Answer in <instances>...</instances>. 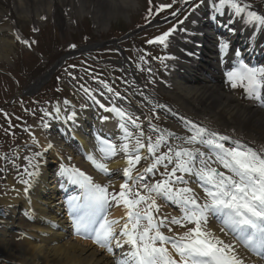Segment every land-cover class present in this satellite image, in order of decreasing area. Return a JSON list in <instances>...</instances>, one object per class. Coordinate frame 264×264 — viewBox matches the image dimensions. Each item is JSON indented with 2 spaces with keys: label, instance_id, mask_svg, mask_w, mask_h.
Listing matches in <instances>:
<instances>
[{
  "label": "snow or ice",
  "instance_id": "6c2138e0",
  "mask_svg": "<svg viewBox=\"0 0 264 264\" xmlns=\"http://www.w3.org/2000/svg\"><path fill=\"white\" fill-rule=\"evenodd\" d=\"M181 3L182 6L188 5L191 15L205 4V0H181ZM171 7L172 4L161 3L157 13ZM208 8L210 13L216 14L213 18L228 14L222 26L230 36L237 31L232 27L236 21L242 23L243 29H252L248 37L250 41L257 32H264V14L252 10L253 6L246 0H208ZM181 10L177 9L171 15L175 17ZM151 11L150 8V14ZM187 19L185 16L184 20ZM176 30L173 26L148 43H159L167 48L169 37ZM16 38L26 45L29 43L20 35ZM216 46L223 60L229 54L231 40L221 37ZM234 57L235 66L226 73L231 88H243L248 98L264 106V66H250L240 58V50H234ZM159 59L163 62L165 58ZM104 87L110 93L114 91L107 84ZM83 90L91 97L89 89ZM114 94L119 96L118 92ZM91 98L104 111L115 115L122 136L119 143L97 136L96 150L101 158L86 154L92 166L109 177L106 184L94 182L79 168L60 165V175L67 176L69 182L81 190V195L70 196L67 201L77 234L91 238L114 256L116 249L127 245L128 250L120 253L116 264H246L235 243L226 241L209 227V221L215 220L221 225V233H231L234 240L264 259V147L253 148L239 140L232 141L227 135L191 121L187 127L190 134L183 136L159 129L149 122L148 128L157 134L153 140L142 127L139 117ZM85 107L81 105V110ZM43 113L45 117L61 119L58 106L54 109L55 115L46 110ZM77 119L78 113L72 110L64 117V122L76 124ZM101 119L106 121L109 117ZM49 126L44 123L45 128ZM30 135L32 144L41 148L35 135ZM228 141H232L230 145L225 143ZM52 148L53 144L49 142L41 151L24 157L28 161L24 168L28 179L20 182L27 185L25 193L33 182L38 183L41 175L39 161ZM164 148L167 150L162 151ZM121 153L125 166L110 169L106 161ZM142 160L147 164L138 170ZM117 174L123 176L118 189L112 179ZM157 174L159 179H155ZM197 189L202 190L203 196ZM169 205L175 206L179 215L165 212ZM115 207L124 209V216L120 219L109 218L110 210ZM121 220H124L123 224ZM117 225H120L118 231Z\"/></svg>",
  "mask_w": 264,
  "mask_h": 264
},
{
  "label": "bare ground",
  "instance_id": "6f19581e",
  "mask_svg": "<svg viewBox=\"0 0 264 264\" xmlns=\"http://www.w3.org/2000/svg\"><path fill=\"white\" fill-rule=\"evenodd\" d=\"M136 3V0H0V60L10 53V47L17 39L16 36L22 37V33L19 31L20 25H31L34 30L44 22L46 17L51 16L66 27L75 24L73 17L82 18L84 16L88 17L96 28L100 27L102 30H106L112 20L119 17L127 18V13L134 11L137 7ZM204 16H191L170 36L168 46L175 47L179 53L178 56L167 59V62L170 63L167 78L172 91H166V86L159 90L171 97L174 103L172 108L176 111V118L182 127L180 129L188 127V121H192L222 135H227L232 138V141L239 140L253 148L264 147V106H261V102L250 98L246 103L241 102L228 88L229 81L226 77V73L231 71V67L235 64L234 50L236 49L241 51L240 58H247V61L262 59L261 62L258 61L254 64L255 67L264 66V32H257L250 41L248 37L245 39L244 34L249 36L252 29H243L242 23L239 25L236 21L232 25L237 29L234 36H230L227 31L219 34V38L226 37L231 40L229 54L222 60L216 40H214L215 34L211 35L207 32L208 30L203 32L205 26L210 23L209 19ZM219 18L226 21L228 14ZM132 20H136V18L130 21L132 22ZM224 21L218 25L221 26ZM182 29H187V31H182ZM61 36L64 38L66 34ZM124 63L122 62V64ZM128 73H133L132 67L129 68ZM44 76L45 74L35 83L34 87L45 78ZM71 105L73 107L71 111L75 110L78 113L76 124L65 123L64 117L66 116H63V108L60 104H56L51 111L55 115L54 109L57 106L60 107L61 119L56 121V119L48 117L47 123L50 126L47 128L36 125L30 127L27 141L30 143L31 150L28 149V152L41 151L49 142L53 144V148L46 152L51 158L47 161L42 157L39 161L41 175L38 178V183L33 182L32 187L25 193L24 189L27 185L20 181L10 182L7 185V194L0 199V207L8 211L11 216L17 213V208H20L31 220L29 231L31 234L26 241L27 249L23 253L24 261L21 264H116V258L120 253L128 250V246L125 245L123 249L115 250V256L108 258L101 251L92 247L91 241L89 244L88 241L80 243L67 237L66 229L71 228L76 238L73 216L70 214L67 201L70 196L81 195V190L78 186V190H75L67 176L60 175V171L54 173L51 165L59 162L67 164L69 167L79 168L81 171L86 170L94 182L106 184L109 177L105 176L104 179L94 175L91 169L92 164L86 159V154L92 153L96 157H101V154L96 150L97 136L116 143L120 142L122 136L114 115H110L106 121L102 119L93 121L91 118L94 112L91 111H95V109L78 110L73 103L67 104V106ZM133 107L140 109V106L135 104ZM68 109L70 110V108ZM173 110L172 112H174ZM95 114L98 113L95 112ZM61 128H67L66 136L59 133ZM180 129L170 128L169 130L181 136L185 135ZM46 130L52 131V133L46 136ZM30 134H34L39 140L41 148L32 144V135ZM72 139L77 143L80 153H76L73 149ZM232 141L225 143L230 145ZM108 166L110 169H122L125 162L120 157H114L113 162ZM118 178H123L122 174L112 177L116 182V189L120 183L117 181ZM23 179H28V177ZM197 191L201 192L200 189ZM61 192H68L64 201H62ZM61 205L64 206V209L61 208ZM169 207H166L164 211L172 215H179L178 209H173L175 206ZM63 211H67L71 227L65 225ZM123 216L124 209L122 207L110 210V219H120ZM123 222L124 220H121V224ZM119 227L120 225H117V231ZM209 227L226 241L235 243L246 264H261L259 260L249 255L248 250L240 241L234 240L231 233L227 235L221 233V225L217 221L210 220ZM80 235L82 238L85 237L82 233Z\"/></svg>",
  "mask_w": 264,
  "mask_h": 264
},
{
  "label": "rangeland",
  "instance_id": "374dc122",
  "mask_svg": "<svg viewBox=\"0 0 264 264\" xmlns=\"http://www.w3.org/2000/svg\"><path fill=\"white\" fill-rule=\"evenodd\" d=\"M136 1L137 7L134 11L127 13V18L119 17L112 20L106 30L96 28L90 19L84 16L82 18L73 17L75 24L66 27L51 16L46 17L35 31L31 25H20L19 31L22 33V38L29 42L28 45L17 39L12 41L13 46L10 47V53L0 60V157H2L0 158V169H2L0 170V199L7 194L6 189L10 182H19L27 176L24 174V168L28 166V161L24 157H31L34 153L28 152L30 143L27 140L30 127L32 125L44 126L48 117L44 116L43 110L52 112L56 104H60L63 108V116L70 114L73 108L72 105L67 106L65 101L73 103L78 110L81 109V105H86L84 109L99 108L97 115H102V112L105 114L95 115L96 119L101 120V117L112 115L94 103L91 97H95L105 106L115 105L134 117H139L142 127L149 135H152L153 140L157 134L152 133L148 128L149 122L159 129L182 128L176 118V111L172 108L174 103L171 97L159 90L166 86V91H172L167 78L170 68L164 63L165 60L161 62L159 58H165L168 54L178 56L179 53L175 47L165 48L159 43L150 44L148 41L162 35L173 26L177 29L179 25H182L180 21L184 20L185 16L189 19L194 14H205L204 10L208 8V0H205V4L191 15L189 14L190 8L188 5L182 6L181 0H176L175 3L173 0H151V4L149 0ZM246 2L253 6L252 10L264 14V0H246ZM161 3L172 4V7L157 13V7ZM150 8L157 16L161 12L164 14L159 18L172 16L171 13L177 9L182 10L162 26L159 24L151 30H144L132 39L113 44L114 40L120 37L118 31L126 32L128 29L127 32H132L140 24L139 21L132 20L131 22L130 20L142 19L148 14ZM187 20H184V23ZM62 34L66 36L62 38ZM34 40H37L38 45L41 44V49L29 50V45L33 46ZM83 48L86 50L80 51ZM65 54L68 55L67 59L58 66L57 72L47 81V84L38 88L34 87L35 83ZM122 62L125 63L122 64ZM128 67H132V75L128 73ZM104 84L114 91L108 92ZM85 88L91 91V97L84 92ZM229 89L241 102H246L247 96L243 88L233 89L230 86ZM116 92L119 93L118 97L114 94ZM22 94L25 95L22 96ZM132 104L140 106V109L134 108ZM180 130L185 135L190 134L187 127ZM51 133L46 130L45 135L48 136ZM72 147L74 150L77 149L76 143ZM166 150V148L162 149V151ZM43 157L47 161L51 158L46 153ZM117 157L123 159V154ZM113 160L114 158L106 162L109 165ZM123 161L125 162L124 159ZM146 164L147 162L142 160L137 169H142ZM60 165L59 162L51 165L54 173L60 171ZM63 165L69 167L67 164ZM91 169L94 175L105 179V176L93 166ZM82 171L88 175L86 170ZM160 171L163 169L161 168ZM159 178L157 174L155 179ZM117 181L121 183L123 178H118ZM72 186L78 190L77 185L72 184ZM64 200L63 197L62 201ZM61 208L64 209V206L61 205ZM16 211L17 213L11 216L8 211L0 207V264H21L24 261L26 241L31 234L29 232L31 220L20 208ZM62 215L65 225L71 227L67 211H63ZM66 230L69 239L73 238L80 243H87L86 239L80 240V236L75 238L72 231L70 232L71 228ZM88 239V244L91 241V246L96 250L101 251L108 258L113 256L94 243L91 238Z\"/></svg>",
  "mask_w": 264,
  "mask_h": 264
},
{
  "label": "water",
  "instance_id": "95a60500",
  "mask_svg": "<svg viewBox=\"0 0 264 264\" xmlns=\"http://www.w3.org/2000/svg\"><path fill=\"white\" fill-rule=\"evenodd\" d=\"M65 58H66V56L65 57H62L58 62H61ZM56 66H57V64H55L54 67L50 70V72L45 76V78L41 82H39V84L37 85L38 87L41 86L42 84H44L50 78L51 74L56 69Z\"/></svg>",
  "mask_w": 264,
  "mask_h": 264
},
{
  "label": "trees",
  "instance_id": "16d2710c",
  "mask_svg": "<svg viewBox=\"0 0 264 264\" xmlns=\"http://www.w3.org/2000/svg\"><path fill=\"white\" fill-rule=\"evenodd\" d=\"M151 19H152V16H151V15H147V16L145 17V20H144V21H140V22H142V23H139V24H144V23L148 22V21L151 20ZM130 29H131V27H130ZM127 30H128V29H126V32H127ZM118 32H119V35H123V34L126 33L124 30H121V31H118ZM38 49H41V44L38 45ZM22 68L24 69L23 66H22Z\"/></svg>",
  "mask_w": 264,
  "mask_h": 264
}]
</instances>
